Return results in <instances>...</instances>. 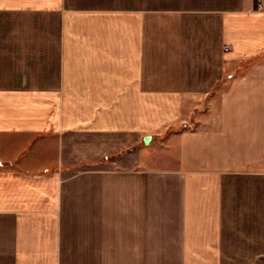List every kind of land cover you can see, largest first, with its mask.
Returning a JSON list of instances; mask_svg holds the SVG:
<instances>
[{
	"label": "crops",
	"instance_id": "1",
	"mask_svg": "<svg viewBox=\"0 0 264 264\" xmlns=\"http://www.w3.org/2000/svg\"><path fill=\"white\" fill-rule=\"evenodd\" d=\"M0 264H264V5L0 0Z\"/></svg>",
	"mask_w": 264,
	"mask_h": 264
},
{
	"label": "rangeland",
	"instance_id": "2",
	"mask_svg": "<svg viewBox=\"0 0 264 264\" xmlns=\"http://www.w3.org/2000/svg\"><path fill=\"white\" fill-rule=\"evenodd\" d=\"M153 147V148H152ZM157 146L155 144H152V146L149 148L150 150V154L151 153H156L158 151V148H156ZM132 150V148H129L128 150H125V154L129 153Z\"/></svg>",
	"mask_w": 264,
	"mask_h": 264
},
{
	"label": "built area",
	"instance_id": "3",
	"mask_svg": "<svg viewBox=\"0 0 264 264\" xmlns=\"http://www.w3.org/2000/svg\"><path fill=\"white\" fill-rule=\"evenodd\" d=\"M256 3L259 7H262L264 5V0H256Z\"/></svg>",
	"mask_w": 264,
	"mask_h": 264
},
{
	"label": "water",
	"instance_id": "4",
	"mask_svg": "<svg viewBox=\"0 0 264 264\" xmlns=\"http://www.w3.org/2000/svg\"><path fill=\"white\" fill-rule=\"evenodd\" d=\"M151 141V137L146 138V143H149Z\"/></svg>",
	"mask_w": 264,
	"mask_h": 264
}]
</instances>
